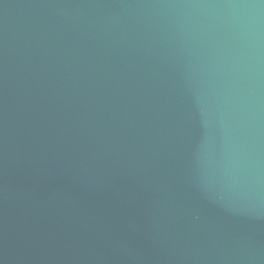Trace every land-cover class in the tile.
Returning <instances> with one entry per match:
<instances>
[{"label":"water","instance_id":"1","mask_svg":"<svg viewBox=\"0 0 264 264\" xmlns=\"http://www.w3.org/2000/svg\"><path fill=\"white\" fill-rule=\"evenodd\" d=\"M0 264H264V0H0Z\"/></svg>","mask_w":264,"mask_h":264}]
</instances>
